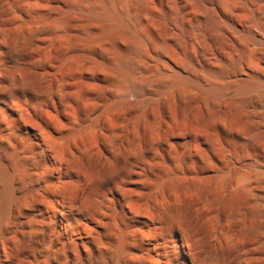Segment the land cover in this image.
Wrapping results in <instances>:
<instances>
[{"label": "bare ground", "instance_id": "1", "mask_svg": "<svg viewBox=\"0 0 264 264\" xmlns=\"http://www.w3.org/2000/svg\"><path fill=\"white\" fill-rule=\"evenodd\" d=\"M146 1L0 0L1 216L17 199L37 210L27 248L50 264H264V170L244 149L166 130L215 128L202 110L225 99L227 70L201 63L225 26L234 87L264 88V0H196L212 6L190 25L171 12L181 34L158 41L156 67L143 61L154 29L117 8ZM234 1L248 4L242 27L220 21ZM154 108L166 113L147 132ZM18 246L5 251L24 263Z\"/></svg>", "mask_w": 264, "mask_h": 264}, {"label": "rangeland", "instance_id": "2", "mask_svg": "<svg viewBox=\"0 0 264 264\" xmlns=\"http://www.w3.org/2000/svg\"><path fill=\"white\" fill-rule=\"evenodd\" d=\"M250 2L254 3L252 0H250ZM201 3H204V6L197 4L196 0H147L142 8H138L130 3H118L117 8L125 11L128 14V18L130 19H133L137 16H142L147 20L129 21L132 24H136L139 32L145 34L148 28L152 27L154 29L153 35L151 37H147V40L144 43V52L146 55L143 61L145 60L144 62L148 64L150 63V65L152 64V66H157L158 62L155 61L154 57L164 51V48H162L163 46H160L161 41L163 43L175 45L176 41L179 39L178 37H180L181 34L179 28H176V26L172 22L166 20V16L173 11H177L181 21H183L187 25H190L195 21H203L207 15L206 7L208 8L212 5L211 3L205 1ZM230 3L231 2L223 4V9L227 13L220 17V21H223L224 25L226 24L225 21H231L242 27L243 21H245L247 16L248 4L237 3V1L232 2V5ZM228 10H233L232 14H228ZM225 27L226 28L221 29L219 32V39L221 40V42L218 43L214 39H211V43L214 44L215 48L213 47L211 52L209 51L205 61L201 63V68L205 66L203 69H212L223 65L227 70L224 78V80L226 81L227 89V95L226 97H224L225 99L221 98L222 100L219 99V102L217 101V109L213 112H209L205 109L202 110L203 116L207 117V115H210L215 118V128H200L197 122H193L189 125H182L187 129L182 126L180 127V129H178L179 127H176V125L173 123V126L171 124V127L168 126L166 130L169 132H179L180 130L181 132L190 131L192 134H198L199 132L204 135L206 134L211 137H208L207 144L219 150L244 149L252 155L255 166L259 169L264 170V88L260 86L259 89H254L252 91L243 93L238 91V89L234 87V76L232 68L229 65V60L233 58L235 53L234 48L236 47V45L234 43V40L236 39V34H234L228 26ZM158 41H160V44L158 43ZM210 54L211 57H209ZM149 56H153V58H150ZM260 56L264 61L263 52L262 54H260ZM231 103H235L238 106V109L234 114L235 116L231 115L232 111L229 108ZM165 113L166 112L161 109H151L148 113L149 116L147 115L146 118V125L148 126V128L146 126V131L156 132L158 129L160 130L161 121L163 119L162 117ZM154 127L156 131L154 130ZM96 178V183L103 184V178H99V176ZM2 186L3 182L0 180V188ZM104 186L105 183L102 185V188ZM22 204V199H17L14 202V207H16H13L12 213L9 218L1 216L2 214L0 210V228L2 230V235L0 237V244L2 245V264H50V261L47 259V255L45 253H38L36 255L38 257H36L27 248L31 239L29 234V230L32 228V226L30 225V220L40 219L41 217L39 216L38 211L34 210L32 207L26 206L23 211L19 209L20 207L18 208V206H23ZM18 237L20 241L19 239H17ZM17 241H19V246H17L22 252L21 255L25 261L24 263H19L18 261H16L15 254H8L6 253L7 251H5V248L8 247V245L9 247H13V250L16 249L15 247L17 246L15 243ZM13 244L15 245L12 246ZM59 246L60 245H57V247ZM67 250L68 252L64 250L60 253L59 257H62L61 259H64L68 254H70V256L74 258L77 252V248L75 247L74 249V246H69Z\"/></svg>", "mask_w": 264, "mask_h": 264}]
</instances>
